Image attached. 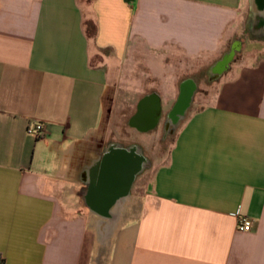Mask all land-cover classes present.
I'll return each instance as SVG.
<instances>
[{
	"label": "crops",
	"instance_id": "obj_1",
	"mask_svg": "<svg viewBox=\"0 0 264 264\" xmlns=\"http://www.w3.org/2000/svg\"><path fill=\"white\" fill-rule=\"evenodd\" d=\"M249 22L251 0H0V264H92L94 217L107 219L78 192L119 99L156 95L157 125L128 123L165 129L196 82L182 73L212 75ZM243 53L198 107L194 93L147 187L110 210L106 264H264V46Z\"/></svg>",
	"mask_w": 264,
	"mask_h": 264
},
{
	"label": "rangeland",
	"instance_id": "obj_2",
	"mask_svg": "<svg viewBox=\"0 0 264 264\" xmlns=\"http://www.w3.org/2000/svg\"><path fill=\"white\" fill-rule=\"evenodd\" d=\"M251 24V25H250ZM258 34V35H257ZM255 34L253 29V22L244 28L242 35L240 37V47L236 51L235 59L230 64V66L235 62L238 63L241 53L245 57L252 50H256L258 46H264V37L262 38L259 33ZM235 44H233L234 46ZM257 53V52H256ZM201 64L196 65L194 68L195 74L193 76H182V80L191 77V79H196L197 83V95L195 98V107L200 105L203 96L209 91L212 92L219 84L220 81H214V77L211 75V70H205L201 68ZM200 66V67H199ZM235 66V64H234ZM190 72V71H189ZM167 93L164 94L166 96ZM137 100H127L121 97L119 99V111L116 115V122L114 124L113 130L110 132L108 137L109 140L122 143L125 146L138 145L143 150L145 157L148 159L149 170L146 171L145 176L141 175L136 182V187L133 189V195L137 194L139 191L136 189L138 186L147 187L148 177L153 172V167L158 165L163 159L169 154L172 144L174 142V136L170 137L165 143L162 141V135L164 132V126L161 125L160 128L152 133H142L139 130L129 126L128 118L135 112V106ZM164 116L163 122L166 120V114L173 108V104L170 100L164 99ZM145 198L139 197V200ZM136 203L137 200L131 199ZM94 227H92L94 241H95V254L92 260V264H106L111 250L112 240L116 231V224L109 223L108 220H100L98 217H94ZM100 224V226H99Z\"/></svg>",
	"mask_w": 264,
	"mask_h": 264
},
{
	"label": "flooded vegetation",
	"instance_id": "obj_3",
	"mask_svg": "<svg viewBox=\"0 0 264 264\" xmlns=\"http://www.w3.org/2000/svg\"><path fill=\"white\" fill-rule=\"evenodd\" d=\"M259 34L262 38L264 37V33L261 32ZM238 43L240 46L241 42ZM238 43L234 45L236 49ZM194 83L196 92L198 87L195 81ZM147 104L149 105L150 103ZM140 108L141 105L137 107L136 115L140 113ZM176 129L177 126L168 120L162 135L163 143L175 135ZM144 159L147 161L145 166L147 167L149 164L148 159L138 145L125 146L115 141H103L101 154L83 175L86 184H83L78 192L82 206L98 213H105L109 210H114L116 207L122 208L125 199L128 195L130 196L134 184L141 173L140 170ZM106 219L109 223L114 224L117 216L112 213Z\"/></svg>",
	"mask_w": 264,
	"mask_h": 264
},
{
	"label": "water",
	"instance_id": "obj_4",
	"mask_svg": "<svg viewBox=\"0 0 264 264\" xmlns=\"http://www.w3.org/2000/svg\"><path fill=\"white\" fill-rule=\"evenodd\" d=\"M257 5L260 12H253V29L255 33H264V0H257ZM238 43V42H237ZM236 44V43H235ZM239 43L237 49L235 46L232 47L231 51L227 53L212 69V76L214 79L221 77L225 71L228 70L230 64L235 59L236 51L239 50ZM196 90V85L194 81L189 80L183 83L182 92L178 102L175 107L169 114V122H173L176 126L183 120L189 110L194 93ZM147 103H150L149 105ZM140 113L132 120V125L136 126L140 130H148L159 122V115L161 113L160 101L156 95L148 97L147 99L141 102ZM135 177V176H134ZM110 213V210L107 212H99L98 214L105 218Z\"/></svg>",
	"mask_w": 264,
	"mask_h": 264
},
{
	"label": "built area",
	"instance_id": "obj_5",
	"mask_svg": "<svg viewBox=\"0 0 264 264\" xmlns=\"http://www.w3.org/2000/svg\"><path fill=\"white\" fill-rule=\"evenodd\" d=\"M28 134L36 137L37 139H42L47 134V129L42 123H35L28 127ZM253 229V221L248 218H241L239 220V230L241 232H250Z\"/></svg>",
	"mask_w": 264,
	"mask_h": 264
},
{
	"label": "bare ground",
	"instance_id": "obj_6",
	"mask_svg": "<svg viewBox=\"0 0 264 264\" xmlns=\"http://www.w3.org/2000/svg\"><path fill=\"white\" fill-rule=\"evenodd\" d=\"M251 7H252V11L255 13H262L260 12L261 10L259 9L258 5H257V0H251ZM147 165V161L144 159L142 161V169L140 171H143V169L145 168V166ZM112 213H109L107 215L106 218H109L111 216Z\"/></svg>",
	"mask_w": 264,
	"mask_h": 264
},
{
	"label": "trees",
	"instance_id": "obj_7",
	"mask_svg": "<svg viewBox=\"0 0 264 264\" xmlns=\"http://www.w3.org/2000/svg\"><path fill=\"white\" fill-rule=\"evenodd\" d=\"M88 32H89L90 35L94 34L95 31H94V27L92 25L88 26Z\"/></svg>",
	"mask_w": 264,
	"mask_h": 264
}]
</instances>
